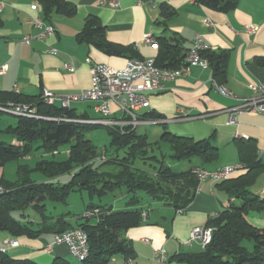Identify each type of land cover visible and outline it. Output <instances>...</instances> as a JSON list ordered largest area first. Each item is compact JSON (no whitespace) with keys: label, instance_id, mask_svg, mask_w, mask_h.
<instances>
[{"label":"crops","instance_id":"crops-1","mask_svg":"<svg viewBox=\"0 0 264 264\" xmlns=\"http://www.w3.org/2000/svg\"><path fill=\"white\" fill-rule=\"evenodd\" d=\"M65 1L77 6V14L74 17L53 15L48 23L56 29L55 35L24 44L26 36L39 34L31 21L37 14L44 18L41 6L34 0H0L3 6L0 11L3 21L0 26V68L6 67L5 72L0 74V91L37 98L47 88L58 95H78L91 87L92 65L124 68L129 58L109 56L92 44L78 41L86 19L97 16L107 29L109 42L136 46L142 59L155 60L158 55V49L142 43L147 34L156 39L164 36L174 42L180 41L188 51L200 38L209 50L227 54V80L223 87L235 98H228L219 92L212 68L196 67L189 76L164 81V91L151 97V108L142 110V114L153 112L163 117L165 123L161 125L176 136L212 139L220 150V156L206 166L208 170L216 171L240 164L237 141L251 142L258 150L263 147V115L247 112L235 116L236 124H228V120L229 110L239 104L238 99L253 96L251 85H264V64L257 62L264 59V0H233L236 7L228 12L215 10L197 0ZM35 3L39 6L37 12L31 9ZM163 6L173 10L174 14H164ZM251 25L259 29L249 35L246 27ZM52 49L58 54H52ZM79 104L83 103L71 106L78 115L90 119L97 117L93 103L89 104L92 114L87 109L80 111ZM260 159L264 165V155ZM200 165L193 164L191 167ZM262 170L251 191L264 199ZM246 172H240L234 178ZM4 175L5 170L0 168V182L5 179ZM218 182L213 179L202 182L194 201L181 215L172 207L144 195H140L141 202L135 207L128 205L126 196L118 202L122 209L115 210L113 204L109 205L115 211L137 208L147 213L144 223L129 230L125 236L133 242L136 251L134 264H160L155 257L159 250L166 252L167 259L163 264H185L172 261V257L182 252L202 251L199 244L189 243L188 240L194 228L207 227L209 221L228 204V197L218 187ZM167 224L170 225L169 230L166 229ZM9 239L11 237L7 234L0 235V247H5V241ZM53 240V236L45 241L19 238L20 245L7 253L38 264H49L56 257L68 259L66 246H55L52 252L44 250Z\"/></svg>","mask_w":264,"mask_h":264},{"label":"trees","instance_id":"trees-1","mask_svg":"<svg viewBox=\"0 0 264 264\" xmlns=\"http://www.w3.org/2000/svg\"><path fill=\"white\" fill-rule=\"evenodd\" d=\"M41 8L46 22L53 15L74 17L77 6L65 0H34ZM198 3L218 11L228 12L236 7L233 0H197ZM163 13L173 15L174 11L163 6ZM3 21L0 18V26ZM106 27L97 16L86 19L81 33L80 43L92 44L109 56H121L129 59L143 60L138 55L136 46H122L111 43L106 38ZM158 55L155 64L161 69H177L185 64L188 53L180 41L174 42L167 37H158ZM202 55L209 60L210 68L219 86L227 80V54L207 50ZM264 64V59H258ZM28 104L33 105L38 113L49 118H69L90 120L88 116H80L76 109H63L46 106L40 97H31L16 92L0 91V105ZM146 118L162 119L151 113L143 114ZM15 127L6 132L14 137L11 143L0 142V167L10 161H20L41 149L45 156L56 157L65 147H68L67 158L58 161L43 157L34 168L20 165L17 180L14 182L3 179L0 183L6 189L0 194V232L11 239L26 237L31 240L45 241L48 237L61 235L74 229H82L88 236L89 257L84 264H111L115 256H122L127 261L136 258V251L131 240L127 239L129 230L140 227L144 223L143 210L128 209L115 211L108 205L90 204L85 213L90 210L102 212L98 221L90 223V219L81 216L71 222L67 214L51 216L47 214L46 201L65 202L73 192L88 191L91 197H103L117 190L126 189L132 194L128 205L135 207L140 204V195H147L175 211L185 210L194 201L199 189V181L194 174L197 168L207 169L206 166L219 159L220 150L212 139L195 140L176 136L166 130L160 137L161 142L169 144L170 153L162 154L160 160L155 155L154 147L160 148V142H152L148 134L137 131L123 133L120 129L107 128L110 134V148L101 154L98 147L86 137L92 127L88 124L65 121L34 120L18 117ZM240 164L246 168V174L218 182L226 196L228 204L212 218L207 228L213 229L212 242L200 252H182L172 261L185 264H264V227H258L248 219L264 211V199L256 196L251 187L264 169L258 149L253 143L237 141ZM123 151L121 157L119 153ZM175 162L192 161L198 157L200 167H191L186 171L175 172L168 166L164 158ZM148 164L150 161L159 162L153 165L151 171L136 167V162ZM42 174L46 180H33V173ZM65 174H73L72 179L64 184H55L49 180ZM34 210L40 221L24 222L14 216L19 212L26 218L25 212ZM252 242V250L245 243ZM0 264H38L30 259H18L7 252H0ZM51 264H72L68 259L56 257Z\"/></svg>","mask_w":264,"mask_h":264},{"label":"built area","instance_id":"built-area-1","mask_svg":"<svg viewBox=\"0 0 264 264\" xmlns=\"http://www.w3.org/2000/svg\"><path fill=\"white\" fill-rule=\"evenodd\" d=\"M104 3V2H103ZM38 4L31 6L32 11H38ZM3 8L0 5V11ZM32 25L39 30V34L35 37L26 36L23 39L24 44H30L32 40H43L54 36L56 29L53 25L46 22L44 18L38 14L33 16ZM255 25L247 26L246 32L249 35L258 31ZM142 43L154 49H159L156 38L147 34L143 37ZM209 50L203 41L198 38L192 48L188 51L185 64L177 69H161L155 64V60H139L130 59L126 66L122 69L111 67L106 64H94L90 67L91 87L78 95H58L44 88L41 99L46 106L60 107L63 109H71L73 104L90 102L94 104L97 117L90 120H76L69 118H49L38 113L33 105L13 104L0 105V113H6L15 117H22L34 120L47 121H65L93 126H103L106 128H117L123 133L129 131H137L139 127L145 125H161L165 123L163 119L146 118L142 114V110L151 108V97L164 91V81H174L177 78L189 76L193 68L199 67L207 69L210 67L209 60L202 53ZM52 54H58V51L52 49ZM69 69H71L68 66ZM6 67L0 68V74L5 72ZM220 93L228 98H235L234 94L225 87L218 86ZM250 90L253 96L246 99H238L239 104L229 110L230 116L228 124H236V115L244 113H256L264 116V85H251ZM264 155V145L258 150V156ZM246 168L242 164L228 166L216 171L197 168L194 170L199 186L202 182L213 179L216 181H224L231 178ZM6 189L0 183V194H4ZM85 213L87 218L100 217L102 212L94 210ZM183 210L177 211L181 215ZM143 218L146 220L147 213L143 212ZM213 229L207 227L194 228L188 242L197 243L205 248L212 242ZM20 245L18 239H9L5 241V247H0V252L6 253L11 248H17ZM55 246H66L71 257L80 262L85 261L89 257L88 236L82 229H74L67 231L61 235H55L52 244L47 245L44 250L52 252ZM160 264L166 262L165 250H159L155 253ZM126 264H134L133 261H127Z\"/></svg>","mask_w":264,"mask_h":264},{"label":"rangeland","instance_id":"rangeland-1","mask_svg":"<svg viewBox=\"0 0 264 264\" xmlns=\"http://www.w3.org/2000/svg\"><path fill=\"white\" fill-rule=\"evenodd\" d=\"M90 103L89 102H83V104L78 105V109L80 111L87 109L89 110L90 114H92V110H90ZM19 122V118L15 117L10 114L6 113H0V142H6V143H11L14 140V137L6 132L10 127H15ZM139 134H145L147 133L150 136V139L152 142H158L160 140L161 135L164 132L163 126L162 125H145L142 127H139L137 130ZM86 137L90 139L96 147H98L99 151L101 154L104 153L105 149H108L109 153H112L114 149L110 148V134L109 131L106 127L103 126H97V127H92L89 129V131L86 133ZM188 137V136H187ZM160 143V148L154 147V152L150 151V155H155L157 156L160 160L162 159V154L168 155L170 153V148L169 144L165 142ZM68 147H65L56 157H54L58 161H63L67 158V152H68ZM119 155L122 157L124 155V152L121 151ZM43 157L46 159H54L52 155L45 156L44 151L39 149L35 151L31 156H28L27 158H24L20 161H10L5 164L3 168L5 170V180L14 182L17 180L18 176V169L20 165H28L30 168H34L36 164L38 163L39 160H41ZM165 163L170 166L175 172H181V171H186L189 169L193 164H201V160L198 157L192 158V161H181V162H175L170 158H164ZM157 165L159 162L155 161H150L148 164H143L141 161L136 162V167L142 168L146 171H151L153 166L151 165ZM73 177V174H65L59 178H55L52 180H49L55 184L59 185H64L68 183ZM33 180H38V181H44L46 178L38 173L35 172L32 175ZM126 196L129 200L131 198L132 194H129L126 189H120L117 190L115 193H110L107 194L103 197H98L94 196L91 197L90 193L88 191H82V192H73L71 193L65 202H52L50 200L46 201L47 205V214L51 216H60L67 214L68 219L71 222H75L76 220H79L81 216L84 218H87L85 216V211L87 207L90 204H95V205H114L115 210L122 209L119 208L121 207L120 205L118 206V202ZM144 196H147L144 194ZM156 208V207H155ZM90 212L94 213V210H90ZM26 218H22L19 212H15L14 216L18 219H22L24 222H28L29 220H33L35 223L40 221V216L34 212L32 209H28L26 212ZM258 216L255 215H250L248 219L253 223L254 225L258 227H264V211L257 214ZM90 219V223H95L96 220L98 221L99 217L94 215V217L87 218ZM171 224V223H170ZM161 225V223H160ZM170 225H166V229L169 230ZM1 236H4V233L0 232ZM133 243V242H132ZM245 245L252 250V242H246ZM54 260V258H53ZM52 260V262H53ZM68 260L72 264H84L77 259L71 257L70 255L68 256ZM50 262L49 264H51ZM125 260L122 256L118 255L113 258V262L111 264H124Z\"/></svg>","mask_w":264,"mask_h":264}]
</instances>
